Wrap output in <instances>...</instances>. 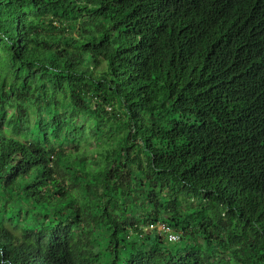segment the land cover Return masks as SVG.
<instances>
[{
    "label": "trees",
    "instance_id": "trees-1",
    "mask_svg": "<svg viewBox=\"0 0 264 264\" xmlns=\"http://www.w3.org/2000/svg\"><path fill=\"white\" fill-rule=\"evenodd\" d=\"M0 264H264V0H0Z\"/></svg>",
    "mask_w": 264,
    "mask_h": 264
},
{
    "label": "built area",
    "instance_id": "built-area-1",
    "mask_svg": "<svg viewBox=\"0 0 264 264\" xmlns=\"http://www.w3.org/2000/svg\"><path fill=\"white\" fill-rule=\"evenodd\" d=\"M146 231H153L163 236L168 243L174 244L180 241V234L164 222L149 224Z\"/></svg>",
    "mask_w": 264,
    "mask_h": 264
},
{
    "label": "rangeland",
    "instance_id": "rangeland-1",
    "mask_svg": "<svg viewBox=\"0 0 264 264\" xmlns=\"http://www.w3.org/2000/svg\"><path fill=\"white\" fill-rule=\"evenodd\" d=\"M175 244H177V243H174L173 246H174Z\"/></svg>",
    "mask_w": 264,
    "mask_h": 264
}]
</instances>
